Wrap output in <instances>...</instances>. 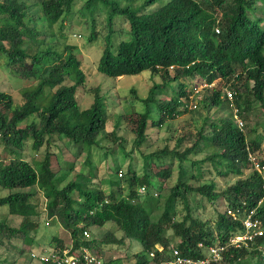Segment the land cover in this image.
Listing matches in <instances>:
<instances>
[{"label": "trees", "instance_id": "obj_1", "mask_svg": "<svg viewBox=\"0 0 264 264\" xmlns=\"http://www.w3.org/2000/svg\"><path fill=\"white\" fill-rule=\"evenodd\" d=\"M29 1L0 0V55L5 58L4 66L20 80H33V85L21 92V104L16 106L10 94L0 90V142L3 151L10 155L6 163L0 161V191H4L0 195V208L18 219L16 227L4 219L0 221V243L19 239L29 246L41 211L45 220L69 235L68 252L78 250L81 255L78 248L84 247L99 264H111L101 262L100 246L121 245L124 239L135 241L140 247L131 256V264H159L171 257V250L182 257H202L204 251L197 244L224 246L221 261L216 264H240L246 258L254 259L252 264H264V233L246 248L227 246L229 236L241 232V220L252 209H255L253 217L260 220L264 230V202L256 206L262 195L264 173L257 174L247 162V152L260 153L263 138L258 135L247 139L241 117L242 113H249L253 103L264 108L263 19L253 16L256 4L264 5V0H84L79 9L74 8L75 0H38L40 18L48 28L58 22L62 27L66 18L78 14L91 23L90 40L95 38L94 16L98 12L104 14L106 35L96 72L117 79L146 71L165 83L152 84L146 97L139 100L143 110L131 128L132 150L142 160L140 175L130 164L124 174L115 165L97 184L93 183L95 168L90 164V149L109 139L122 148V139L116 136L115 128L104 131L107 113L98 87L91 90L88 107L79 109L75 94L77 88L85 85L80 63L71 52L73 48L64 47L63 52H57L27 26ZM117 15L127 25L128 38L112 46L109 34ZM179 79L186 81V88L178 84V90H172L169 99L155 98L161 87ZM213 81L216 87L197 92L199 96L204 92L201 107L208 111L225 104L229 113L216 119L203 118L193 145L181 152L178 150L181 139H177L173 149L164 145L144 153L143 148L150 142L147 129H157L180 116L188 109L187 103L194 100V90ZM225 91L231 93L230 101L225 99ZM232 110L242 122L241 129L231 120ZM205 127L208 130L203 134ZM54 136L76 145L85 154V171H77L68 179L72 164L67 168H51L49 146ZM199 142L211 147L213 153L192 162L187 157L200 152ZM28 143L32 152L44 147L40 161L26 160L23 150ZM55 160L59 164L57 157ZM172 162H175V182L167 195L172 202L164 203L154 218L160 191L173 178ZM204 162L217 175L232 174L237 179L220 192L215 190L213 181L196 187L187 185L184 164L195 167L200 175L199 166ZM261 163L264 165V158ZM151 164L159 167L154 174L150 173ZM244 169L250 170L246 176ZM104 185L106 189L102 188ZM38 193L44 199L42 209L33 201ZM190 193L210 203L223 200L224 207L232 210L235 218L228 216L224 208L216 215L213 228L208 227L207 222L191 215L186 201ZM177 201L183 203L184 210L179 219L174 209ZM105 224L114 229L106 232L99 242L91 239L89 231ZM168 230L170 238L166 236ZM115 231L122 233L119 239L113 236ZM50 239L48 245L55 246L38 255L52 252L60 256L65 248L60 238ZM156 246L161 250L157 251ZM149 252L154 253L152 258ZM31 259L39 262L38 258ZM78 260L82 264L81 256ZM39 264L56 263L47 260Z\"/></svg>", "mask_w": 264, "mask_h": 264}, {"label": "rangeland", "instance_id": "obj_2", "mask_svg": "<svg viewBox=\"0 0 264 264\" xmlns=\"http://www.w3.org/2000/svg\"><path fill=\"white\" fill-rule=\"evenodd\" d=\"M83 2L84 0H75L74 8L79 9ZM157 3H154L153 6L156 7ZM37 4L38 0L28 2L29 9L26 12V19L28 20L27 26L32 28V31L38 35V38H42L45 44L51 45L57 52H63L64 47L73 48L71 52L79 61L80 68L85 75V85L82 88H77L75 94L79 109L88 107L92 100L91 90L98 87L101 95L104 97L107 113L104 131L109 132L112 128H115L116 136L122 139V148L116 147L109 139V141L101 140L96 148L90 149V164L95 168L93 183L97 184L99 180L105 178L109 168L115 165L124 174L128 164H130L136 174L140 175L142 160L138 153L132 150L134 134L131 128L137 114L143 110L139 100L146 97L148 89L152 84L162 85L165 83H161L159 76H151L146 71L135 76H123L117 79L108 78L96 72L97 61L104 47V37L106 35L104 14L98 12L94 16L93 33L95 34V38L94 40H90L89 36L92 31L91 23L86 17H79L78 14H73L65 19L62 27L59 26L58 22L51 28H48L45 21L40 18V8ZM253 16H259L263 19L262 28H264V5L256 4L255 15ZM126 26V23L121 22L119 15L113 18L112 28L115 30L112 29V32L109 34L111 36L109 39L111 40L112 46H115L120 40H126L128 38L126 36ZM4 64L5 58L0 55V90L8 92L13 105L16 106L21 104V92L24 88H30L33 85V80H20L14 77L7 71ZM178 84L185 85L186 88V81L179 79L161 87L159 91L155 92V98L160 100L169 99L172 96V90H178ZM131 91L134 93L132 94ZM200 94L201 96L196 100L197 104L195 103V109H186L180 116L174 120L166 121L157 129H147L146 134L150 142L147 148H143L144 153L159 150L164 145L168 149H173L177 139H181L178 147L179 152H181L184 148L193 145L196 140L195 133L201 129L203 118L216 119L218 117H225L229 113L225 104L222 108H210L208 111L202 109L200 99L204 95V92L202 91ZM188 106L191 108L189 103ZM241 117L246 127L244 132H248L247 134L245 133L247 139L248 137L253 138V136L258 135L264 138V108L259 106L258 103H253L249 113H242ZM204 130L203 134H206L208 128L205 127ZM198 144L201 147L200 152L188 155L187 157L192 162H199L213 153L211 147H204V143L202 142ZM29 145L28 143L23 150L26 160L28 162L40 161L44 147H41L37 152H32ZM259 148L261 150L260 153H256L260 159H263L264 145L260 144ZM49 151L51 152V168L53 170H56L58 167L67 168L69 165H73V171L70 173L68 179L72 178L75 172L86 170V166L83 164L85 154L79 152L76 145L69 143L65 139H58L54 136L53 143L49 146ZM128 153L130 155L127 156ZM55 157L58 158L59 164L56 162ZM8 158H10V155L3 151L0 142V161L2 160L6 163ZM172 164L174 171L173 178L165 182L162 187L163 189L160 191V197H158L159 209L155 211L154 218H157L164 203L172 202V199L167 197L168 188L175 182V162H172ZM184 166L185 183L193 187L213 181L215 190L220 192L237 179L232 174L226 176L217 175L208 162H204L199 166L200 175H198V170L195 167L191 168L188 163H185ZM149 169L150 173L154 174L159 170V167L156 168L151 164ZM249 171L244 169L243 176H246ZM190 175L194 178H190ZM102 188L106 189V186L104 185ZM2 194H4V191H0V195ZM33 201L42 209L43 205L41 203H43L44 199L39 193L34 196ZM186 201L191 215L199 218L201 221L207 222V226L211 228H213L216 215L221 213L225 208V203L221 199L210 203L201 200L198 195L191 193L186 195ZM174 209L176 218L179 219L184 215L183 203L181 201L175 203ZM3 219L10 226L16 227L18 225V219L16 217L7 215L5 208H0V221ZM36 221L37 227L32 235L33 242L29 246L22 244L19 239H13L7 242L2 241L0 243V264H39L35 259L32 260L30 255L31 253L39 254L40 252H48L47 250H50L49 248L53 245L55 246V244H52V246L48 245L49 241H51L50 238L53 236L60 238L65 247L64 249L69 247V235L58 225L45 220L41 211ZM113 229L111 224H105L102 228H92L89 231L90 237L99 242L106 232L112 231ZM113 236L119 239L122 233L115 231L113 232ZM166 236L171 237L169 230L166 232ZM100 249L102 252L100 255L101 262H111V264H115V262H118V264H131V256L140 251V247L135 241H128L126 239H124L121 245H101ZM253 262L254 259L246 258L241 260L240 264H252Z\"/></svg>", "mask_w": 264, "mask_h": 264}, {"label": "built area", "instance_id": "obj_3", "mask_svg": "<svg viewBox=\"0 0 264 264\" xmlns=\"http://www.w3.org/2000/svg\"><path fill=\"white\" fill-rule=\"evenodd\" d=\"M215 33H217V29H214ZM205 87V85L198 86L197 89L194 90V93H197V91ZM226 100H231V93L229 91H225ZM232 118L234 123L236 124V127L241 129L242 122L235 114V110H232ZM261 145H264V138L261 140ZM247 162L250 165L251 170L256 172L259 175H262L264 173V165L261 163V159L258 157V154L256 152H247ZM262 189V195L260 197V200L257 202L258 206L259 204H262L264 202V179L261 185ZM140 192H142V189H139ZM254 210L252 209L248 211V213L243 217L241 220V232L237 234L230 235L227 240V246H231L233 248H241V247H247L250 243H252L253 239L256 237H260L263 235L264 230L261 226L260 220L253 217ZM225 213L228 216H235L234 212L230 209L225 208ZM82 234L87 237V232L83 231ZM198 248H202L204 251V254L202 257H182L178 254L177 251L171 250V257L169 259L161 261L159 264H212V263H219L222 258V252L224 250V246L211 244L207 247L202 246V244H197ZM82 251V254H78V250L75 252H68V249H63L60 252L59 255H55L52 252L50 254H34L31 253L32 258H38L39 262H45L47 260H51L52 262H55L56 264H78V258L81 256L82 264H99L98 259H95L93 255H91L84 247H79ZM155 249L157 251H160L161 248L156 246ZM148 256L152 258L154 256L153 252H149ZM262 260H264V253H262Z\"/></svg>", "mask_w": 264, "mask_h": 264}, {"label": "clouds", "instance_id": "obj_4", "mask_svg": "<svg viewBox=\"0 0 264 264\" xmlns=\"http://www.w3.org/2000/svg\"><path fill=\"white\" fill-rule=\"evenodd\" d=\"M215 32V31H214ZM215 84H216V82L215 81H213V82H211V83H209V84H207L206 85V83H202L201 85H205V87H202V88H200L199 90H202L203 88H212V87H214L215 86ZM200 86V85H199ZM198 88V87H197ZM196 88V89H197ZM198 90V91H199ZM197 91V92H198ZM195 94V96L193 97L194 98V100H190V102H188L190 105H191V108L188 106V109H195L196 108V105H195V103H196V100H198V98H199V95L197 94V93H194ZM197 94V95H196ZM223 94V93H222ZM192 98V99H193ZM188 103H187V105H188ZM197 104V103H196ZM231 113H232V111H231ZM231 120L233 121V118L231 117Z\"/></svg>", "mask_w": 264, "mask_h": 264}]
</instances>
